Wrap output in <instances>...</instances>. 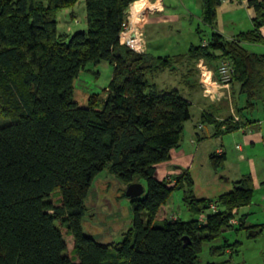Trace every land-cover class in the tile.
I'll return each mask as SVG.
<instances>
[{
    "label": "trees",
    "instance_id": "trees-1",
    "mask_svg": "<svg viewBox=\"0 0 264 264\" xmlns=\"http://www.w3.org/2000/svg\"><path fill=\"white\" fill-rule=\"evenodd\" d=\"M79 1L0 0V98L7 119L0 122V264H203L205 241L244 227L238 210L253 203V178L245 175L231 191L205 199L191 193L188 173L156 177V166L170 160L191 118V103L179 91H161L150 81L172 59L120 43L135 0H86L87 29L60 33L59 12ZM222 1L203 0L207 24L215 25ZM247 1L255 11L252 30L231 39L213 32L188 57L228 62L231 81L241 84L250 109L264 102V53L246 47L264 44V0ZM103 61L113 66L107 95L91 94L88 106H81L75 80L87 65ZM220 124L227 132L244 129L235 118ZM225 161L224 153L211 155L215 170ZM107 166L127 187L146 183L141 197L125 191L133 225L116 243L100 242L82 227L85 200ZM186 188L184 201L194 218L168 217L172 193ZM212 203L218 210L201 222L199 215ZM236 217L239 225L230 224ZM263 227L249 231L256 236Z\"/></svg>",
    "mask_w": 264,
    "mask_h": 264
},
{
    "label": "crops",
    "instance_id": "crops-1",
    "mask_svg": "<svg viewBox=\"0 0 264 264\" xmlns=\"http://www.w3.org/2000/svg\"><path fill=\"white\" fill-rule=\"evenodd\" d=\"M132 10L140 14L135 27L131 20ZM237 11L244 13L246 22L235 21L233 16ZM223 13L231 16L232 20L229 23L225 24ZM254 16L255 11L247 0H223L217 8L214 26L204 21L203 0H135L130 4L126 15L127 24L133 32L140 35L144 52L157 58L172 59V66L155 71L150 76L153 77L150 81L155 83L159 90L165 91L160 88L157 81L168 82L169 78L163 77L164 75L176 78V83L181 89L173 90L179 91L191 103V118L184 125L180 144L171 150L170 160L156 166L155 174L159 180L175 179L183 173H188L194 183L195 174L207 166L213 168L211 155L222 148L226 155L223 166L235 161V176L232 183L245 175H251L255 189L259 187L260 191H264V102H257L254 107L247 109L246 95L241 91V84L238 81H231L227 85L221 81L220 60L188 57L190 49L199 46L203 39H209L213 32H219L231 39L241 32L252 30ZM72 19H76L74 13H71ZM242 22L244 24H241ZM86 26L87 22L81 29L85 30ZM224 26L231 28L226 31ZM207 29L210 32L206 35ZM260 31L264 37V26ZM257 45L264 48V44ZM181 55L185 58L175 59ZM82 95L83 99L75 97L76 101L81 106H88L90 95L87 93ZM235 116L239 118L244 129L227 132L225 125L218 126L219 122L234 119ZM221 178L230 181L228 176ZM218 182L217 195L230 191L228 190L230 185L226 187ZM261 201L264 203V196ZM252 204L264 208L260 202L253 201ZM166 211L168 217H173L169 216L167 205ZM262 221L263 223L259 222L256 225L264 224V220Z\"/></svg>",
    "mask_w": 264,
    "mask_h": 264
},
{
    "label": "rangeland",
    "instance_id": "rangeland-1",
    "mask_svg": "<svg viewBox=\"0 0 264 264\" xmlns=\"http://www.w3.org/2000/svg\"><path fill=\"white\" fill-rule=\"evenodd\" d=\"M33 1L45 2V0ZM71 13L75 14V18L78 21L76 19L71 20ZM223 17L225 24L232 20L231 16L225 13H223ZM233 18L238 23L239 20L243 22L247 20L242 11H237ZM243 22L241 24H244ZM83 24L86 25L85 0H80L73 8L64 9L58 14V31L60 33H75L82 30ZM224 28L227 31L231 26H224ZM69 29L70 31H68ZM209 32L210 30L207 29L206 35ZM246 47L251 52L264 53L263 46L247 44ZM112 73L113 66L108 62L103 61L99 64L87 65L75 80V97H80L82 100L84 97L82 94L87 93V95L99 94L98 97L104 99L107 95L106 88L110 84ZM165 76L169 78L168 82L162 83L161 81H157L162 90L170 91L178 88L181 89L180 85L176 83V78L168 75H164L163 77ZM152 78L150 77V79ZM2 107L5 106L2 104V99L0 98V122L7 120L1 113ZM208 167L210 166L202 169L200 173L195 174L196 179L194 180L195 182L191 193L197 198L206 197L216 199L219 196L217 195L218 188L216 187L218 181L219 184L221 183L220 185H226V187L230 185V189L228 190L231 191L233 188L232 179L235 176V161H231L225 167L222 166L217 170ZM221 176H228L230 181H224ZM139 181L144 186L146 185L144 180H137L136 182ZM126 189L127 185L119 181L109 166L96 176L85 200L87 210L82 221V227L85 233L103 243H116L123 240L124 232L133 225V212L130 199L125 196ZM186 194H189L187 188L175 190L172 193L166 204L168 206L169 216H176L183 221H189L194 218L187 203L184 201ZM253 196L254 202H260V204L264 205L261 201L263 200L264 191H260L259 187H256ZM238 212V217L243 216V219H245L244 227L229 228L218 238L212 241H205L203 243V250L199 255L200 261L203 264L211 262L218 263L224 260H229L231 264H264V227L262 234L256 236L251 235L254 229L251 228L252 230L249 231V227L255 226L259 222L263 223L264 208L256 204H251L245 209L240 208ZM236 220L238 222L236 225H239V219L237 217ZM67 242L69 249L72 250L74 246L72 237H68ZM226 245L232 248L228 247L226 249ZM215 248L217 249L213 253V249Z\"/></svg>",
    "mask_w": 264,
    "mask_h": 264
},
{
    "label": "built area",
    "instance_id": "built-area-1",
    "mask_svg": "<svg viewBox=\"0 0 264 264\" xmlns=\"http://www.w3.org/2000/svg\"><path fill=\"white\" fill-rule=\"evenodd\" d=\"M120 43L122 45H127L134 49L137 52H144L145 48L143 47V44L141 43L140 36L138 33L133 32L129 24L124 25L123 31L120 33ZM219 74L221 81L224 84H229L232 80L233 77V69L232 66L228 62H224L221 64L219 67ZM239 121V118L235 116V122ZM217 153L221 154L223 153V149L220 148ZM218 210V206L216 203H212L210 205V208L207 211L202 212L199 215V220L201 222H206L208 214L209 213H214ZM238 222L236 219H231L230 224L236 225Z\"/></svg>",
    "mask_w": 264,
    "mask_h": 264
},
{
    "label": "water",
    "instance_id": "water-1",
    "mask_svg": "<svg viewBox=\"0 0 264 264\" xmlns=\"http://www.w3.org/2000/svg\"><path fill=\"white\" fill-rule=\"evenodd\" d=\"M144 193H145V187L140 182L131 183L126 189V195L129 198L141 197Z\"/></svg>",
    "mask_w": 264,
    "mask_h": 264
},
{
    "label": "bare ground",
    "instance_id": "bare-ground-1",
    "mask_svg": "<svg viewBox=\"0 0 264 264\" xmlns=\"http://www.w3.org/2000/svg\"><path fill=\"white\" fill-rule=\"evenodd\" d=\"M131 13V12H130ZM138 15H140L138 12L132 10V13H131V20H132V23L134 24L133 26L135 27V24H136V21H137V18H138ZM140 19V18H139Z\"/></svg>",
    "mask_w": 264,
    "mask_h": 264
}]
</instances>
